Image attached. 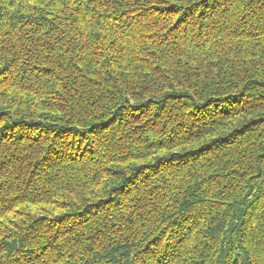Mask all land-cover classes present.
Returning <instances> with one entry per match:
<instances>
[{"label":"trees","instance_id":"trees-1","mask_svg":"<svg viewBox=\"0 0 264 264\" xmlns=\"http://www.w3.org/2000/svg\"><path fill=\"white\" fill-rule=\"evenodd\" d=\"M0 264H264V0H0Z\"/></svg>","mask_w":264,"mask_h":264}]
</instances>
